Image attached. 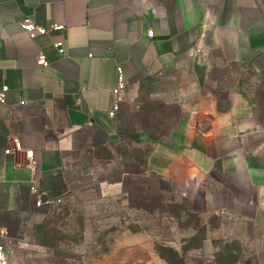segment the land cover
<instances>
[{
	"label": "crops",
	"instance_id": "1",
	"mask_svg": "<svg viewBox=\"0 0 264 264\" xmlns=\"http://www.w3.org/2000/svg\"><path fill=\"white\" fill-rule=\"evenodd\" d=\"M26 22L47 30L30 35ZM38 54L46 65H36ZM118 68L121 101L125 92L145 96L164 113L154 121L165 132L140 136L150 145L143 171L173 185L205 225L217 218L243 264H264V0H0V82L8 87L0 243L13 251L8 264H65L42 239L48 206H35L31 184L66 199L90 186L122 191L135 174V161L117 150L121 101L108 114ZM106 244L101 255L121 256L115 264H146V233L124 227ZM133 246L141 254L128 258Z\"/></svg>",
	"mask_w": 264,
	"mask_h": 264
},
{
	"label": "rangeland",
	"instance_id": "2",
	"mask_svg": "<svg viewBox=\"0 0 264 264\" xmlns=\"http://www.w3.org/2000/svg\"><path fill=\"white\" fill-rule=\"evenodd\" d=\"M121 103L122 143L117 150L135 161V174L130 175L123 191L99 193L91 186L84 187L62 203L47 207L39 225L43 241L65 264H115L121 256L101 253L107 251L109 234L126 227L146 233V264L157 263L159 258L176 264H243L239 244L225 238L217 218L208 216L205 225L203 218L187 210L173 185L143 171V154L150 145L140 143V136H157L167 130L161 127L162 121H154L164 114L160 104L145 96H127L126 92ZM161 186L167 190L163 195L157 190ZM132 239H139V234ZM140 252L133 246L126 256L133 258ZM180 256L181 263L177 261Z\"/></svg>",
	"mask_w": 264,
	"mask_h": 264
},
{
	"label": "built area",
	"instance_id": "3",
	"mask_svg": "<svg viewBox=\"0 0 264 264\" xmlns=\"http://www.w3.org/2000/svg\"><path fill=\"white\" fill-rule=\"evenodd\" d=\"M60 25H50L49 28H59ZM22 28L29 33L30 35H33L35 33L42 34L45 33L47 30V27L35 25L31 22H26L22 25ZM148 36H152V32L150 30L147 31ZM55 47L61 46V42H55ZM36 65L38 66H44L46 65V59L42 54H38L36 57ZM118 70V77H117V85L113 89V93L116 96V100L108 112L109 116L113 117L118 110L119 102L121 101V97L124 93L125 83L123 75L121 74L120 68ZM7 85L0 82V103L4 102V96L7 92ZM9 148L4 149V153H8ZM34 160L32 158V153L29 151L26 153V162L24 163V166L33 169L34 168ZM29 189L32 193L37 194L38 198L35 201V206L40 207L42 205L50 206L52 204H58L62 201L61 197H50L46 195L43 191L38 189L35 185L31 184L29 186ZM13 253L12 249L2 243H0V264H8V257Z\"/></svg>",
	"mask_w": 264,
	"mask_h": 264
},
{
	"label": "trees",
	"instance_id": "4",
	"mask_svg": "<svg viewBox=\"0 0 264 264\" xmlns=\"http://www.w3.org/2000/svg\"><path fill=\"white\" fill-rule=\"evenodd\" d=\"M263 101H264V99H263ZM131 176L129 175V176H127V177H125V179L123 180V182H122V191L124 190V188H125V186H126V181L130 178ZM65 199H62V201L60 202V203H62L63 201H64ZM60 203H58V204H60ZM53 205H56V204H52V205H50V206H48V207H51V206H53ZM164 249V248H163ZM169 249H171V248H169ZM172 250V249H171ZM174 252L173 253H175V254H178V252L177 251H175V250H173ZM54 257L55 258H57V259H59L58 257H57V255H56V253H54ZM166 259V258H165ZM60 260V259H59ZM166 260H168V259H166ZM61 261V260H60ZM178 262H182L183 260H182V256H180L179 258H178V260H177ZM168 263L169 264H176L177 262H175V261H171V262H169V260H168Z\"/></svg>",
	"mask_w": 264,
	"mask_h": 264
}]
</instances>
